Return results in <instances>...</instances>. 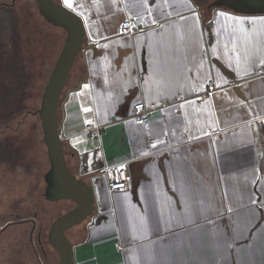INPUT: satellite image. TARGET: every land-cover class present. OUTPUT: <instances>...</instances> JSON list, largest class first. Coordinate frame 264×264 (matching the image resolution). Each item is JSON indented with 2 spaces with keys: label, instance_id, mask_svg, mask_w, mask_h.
Returning a JSON list of instances; mask_svg holds the SVG:
<instances>
[{
  "label": "crops",
  "instance_id": "0c3cea01",
  "mask_svg": "<svg viewBox=\"0 0 264 264\" xmlns=\"http://www.w3.org/2000/svg\"><path fill=\"white\" fill-rule=\"evenodd\" d=\"M58 1L86 35L58 110L67 165L95 196L92 226L67 233L76 264H264V15L199 0ZM129 16L154 26L120 35ZM209 81L219 89L193 99ZM142 101L174 104L135 126ZM87 124L104 127L99 139ZM120 164L130 189L110 196L100 170Z\"/></svg>",
  "mask_w": 264,
  "mask_h": 264
},
{
  "label": "water",
  "instance_id": "95a60500",
  "mask_svg": "<svg viewBox=\"0 0 264 264\" xmlns=\"http://www.w3.org/2000/svg\"><path fill=\"white\" fill-rule=\"evenodd\" d=\"M45 22L66 33L64 45L44 87L40 108L37 111L46 146L49 170L44 176L45 198L48 201L67 200L74 207L61 214L52 223L49 241L58 255V264H76L75 247L67 232L83 224L95 213V196L92 184L74 175L69 169L60 140L59 104L67 78L85 42L82 18L56 0H34ZM212 7H225L245 15H264V0H217Z\"/></svg>",
  "mask_w": 264,
  "mask_h": 264
},
{
  "label": "rangeland",
  "instance_id": "374dc122",
  "mask_svg": "<svg viewBox=\"0 0 264 264\" xmlns=\"http://www.w3.org/2000/svg\"><path fill=\"white\" fill-rule=\"evenodd\" d=\"M9 3L11 4V2ZM10 4L1 6L8 7L11 15L16 19L17 32L21 37V55L29 63L34 77L25 90L29 93V97L23 99V103L20 105L19 101H14L10 96L7 101V109L1 110L0 143L3 147L10 145L9 150L14 158L9 159L10 163L37 164V168H40L44 175L49 169V163L37 111L40 108L41 96L47 79L63 47L66 33L45 22L39 14L34 0H18L14 1L12 5ZM11 103L14 105L8 107ZM0 163L8 162L0 161ZM23 166L25 165L23 164ZM10 177L12 178V176ZM44 185L43 182V189ZM6 186L9 191L11 186L9 187L8 183ZM31 186L35 188V183L33 182ZM11 190V194L15 196L17 192L13 188ZM56 206L58 207L57 214L61 215L69 210L73 203L61 200L57 202ZM50 207L44 203V211H42L45 225H49L57 215Z\"/></svg>",
  "mask_w": 264,
  "mask_h": 264
},
{
  "label": "flooded vegetation",
  "instance_id": "af4514ba",
  "mask_svg": "<svg viewBox=\"0 0 264 264\" xmlns=\"http://www.w3.org/2000/svg\"><path fill=\"white\" fill-rule=\"evenodd\" d=\"M0 161L8 162L0 163V264H58L49 231L60 216L56 206L59 201H48L46 185L43 189L44 175L49 169L43 175L37 164L10 163L4 158ZM33 182L35 188L31 186ZM7 183L17 192L15 196L11 189H6ZM44 203L57 214L49 225L44 224Z\"/></svg>",
  "mask_w": 264,
  "mask_h": 264
},
{
  "label": "built area",
  "instance_id": "2783aa9c",
  "mask_svg": "<svg viewBox=\"0 0 264 264\" xmlns=\"http://www.w3.org/2000/svg\"><path fill=\"white\" fill-rule=\"evenodd\" d=\"M154 25L149 24L142 18L139 17H126L121 23L119 28L120 35H132L140 33L153 28ZM259 76H264V64L260 67ZM219 87L216 86L214 81H209L203 92L193 96V99L198 101L206 100L212 93L217 91ZM174 103L168 101H160L158 103L147 104L145 102H138L132 108V114L129 118L135 126H143L147 124L152 115L161 111ZM104 127L97 124H87L84 128V134L93 139H99L103 133ZM60 140L63 142L64 138L60 136ZM100 174L105 180L107 191L110 196L116 193L127 192L130 189L131 175L128 171V167L125 164L107 166L105 165L101 170ZM95 216L93 215L86 220V228L89 229L94 223ZM118 251H122V245L117 243L115 245Z\"/></svg>",
  "mask_w": 264,
  "mask_h": 264
},
{
  "label": "trees",
  "instance_id": "16d2710c",
  "mask_svg": "<svg viewBox=\"0 0 264 264\" xmlns=\"http://www.w3.org/2000/svg\"><path fill=\"white\" fill-rule=\"evenodd\" d=\"M20 39L16 19L8 7L0 6V114L2 109H7L10 96L14 101H19L20 105L23 99L29 97L25 90L29 87L34 74L29 63L21 55ZM12 105L14 104L11 103L8 107ZM9 147L10 145L3 147L0 143V158L14 159Z\"/></svg>",
  "mask_w": 264,
  "mask_h": 264
},
{
  "label": "snow or ice",
  "instance_id": "6c2138e0",
  "mask_svg": "<svg viewBox=\"0 0 264 264\" xmlns=\"http://www.w3.org/2000/svg\"><path fill=\"white\" fill-rule=\"evenodd\" d=\"M65 3H68V0H65Z\"/></svg>",
  "mask_w": 264,
  "mask_h": 264
}]
</instances>
